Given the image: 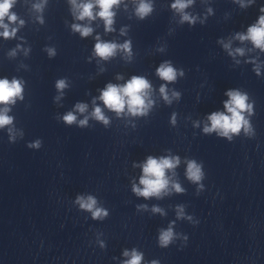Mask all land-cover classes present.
<instances>
[{"label": "clouds", "instance_id": "9594fccd", "mask_svg": "<svg viewBox=\"0 0 264 264\" xmlns=\"http://www.w3.org/2000/svg\"><path fill=\"white\" fill-rule=\"evenodd\" d=\"M71 2L79 10V14L76 17L78 20H84L86 18L89 20L94 19L95 16L93 14V9L94 7H99L100 11L95 15L105 21L107 31L112 30L111 25L113 23L114 16L112 8L114 5H117L120 0H95V4L89 2L79 5L76 4V0H71ZM14 3L15 0H0V28L4 29V31L0 33V36L5 38L14 36L16 32L15 28L10 31L9 25L4 23L6 17L9 23H15L17 21L16 14L10 11ZM191 3L192 0H176L172 7L178 11H183V9ZM35 7L39 9L40 5H36ZM151 10L150 4L142 2L138 7L137 12L141 17H143L151 12ZM261 11H264V9H261ZM182 19L191 22V18L186 14ZM20 23L22 25L23 21H20ZM72 27L73 30L79 32L82 37H87L92 32V29L87 26L74 24ZM238 38L242 41L251 40L256 47L264 50V15L260 16L256 25L249 27L247 35H240ZM118 47L127 50L128 44L126 43L118 46L115 43L99 42L98 39V42L95 45V53L99 57L107 59L108 57L114 55ZM225 47L227 48L228 46L225 45ZM48 52L50 56L55 54L53 49H48ZM237 52L243 54L241 49H237ZM158 75L166 81H173L176 78V70L168 64H162L158 69ZM65 86L66 84L64 80L57 81V89H63ZM149 88L150 84L146 79L134 76L124 86L112 84L107 85L106 89L102 91L100 99L103 100L104 104L108 108L115 110L117 113L123 111L127 105L128 111L132 114H141L146 107L145 96L147 93L145 90ZM160 91L164 94V98L167 100L165 87L161 86ZM21 93L22 84L20 81L13 79L10 82L8 79H0V104L14 103L16 97H20L22 99ZM227 95L230 99L225 102V108L230 115H226L224 113L211 114L209 116L211 127H205L204 131L206 133L219 129L221 135L228 136L229 133H238L243 126L247 125V121L242 115L243 111L250 110V105L246 104L247 96L242 95L238 91H229ZM149 103L151 102L149 101ZM85 107V105H77L80 112H84ZM7 111L8 109L5 108L3 112H0V128L12 123L13 118L6 114ZM93 115L96 119L107 123V120L103 116L99 107L95 108ZM63 119L66 123L71 124L76 120V117L72 113H68L63 117ZM80 123L81 125H84L86 124V120L80 121ZM29 146L39 147V141H37L34 145ZM178 163V159L162 158L157 160L149 157L146 164L143 166L144 176L140 180V183L144 185V187L143 189H140L134 186L133 190L138 195H142L144 197L159 195V193L168 185V180L165 178V170L174 168ZM187 175L189 179L199 181L202 173L200 168L194 162H189ZM174 187L177 191H181L178 184L174 185ZM77 202L80 204L82 209L91 211L94 218L107 215L105 210L95 208L96 200L91 196H89L87 200L83 197H78ZM154 210L159 211V209ZM172 237L173 233L171 229L163 231L160 235L161 246H167ZM124 255L127 256L129 253L125 252ZM141 260L142 255L133 251L131 259L126 261L125 264H141ZM153 264H156V262L154 261Z\"/></svg>", "mask_w": 264, "mask_h": 264}]
</instances>
